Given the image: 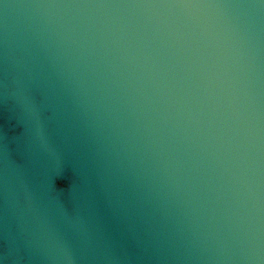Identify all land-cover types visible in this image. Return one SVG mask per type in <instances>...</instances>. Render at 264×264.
I'll return each mask as SVG.
<instances>
[{
    "label": "water",
    "instance_id": "1",
    "mask_svg": "<svg viewBox=\"0 0 264 264\" xmlns=\"http://www.w3.org/2000/svg\"><path fill=\"white\" fill-rule=\"evenodd\" d=\"M0 264H264V0H0Z\"/></svg>",
    "mask_w": 264,
    "mask_h": 264
}]
</instances>
